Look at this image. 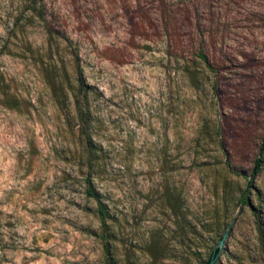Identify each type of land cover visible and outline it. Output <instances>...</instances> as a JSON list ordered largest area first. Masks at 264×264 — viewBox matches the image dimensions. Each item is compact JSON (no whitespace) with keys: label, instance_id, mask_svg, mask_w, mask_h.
<instances>
[{"label":"rangeland","instance_id":"rangeland-1","mask_svg":"<svg viewBox=\"0 0 264 264\" xmlns=\"http://www.w3.org/2000/svg\"><path fill=\"white\" fill-rule=\"evenodd\" d=\"M16 1L0 264H264V0H43L13 29Z\"/></svg>","mask_w":264,"mask_h":264},{"label":"trees","instance_id":"trees-1","mask_svg":"<svg viewBox=\"0 0 264 264\" xmlns=\"http://www.w3.org/2000/svg\"><path fill=\"white\" fill-rule=\"evenodd\" d=\"M15 7L19 11L18 16L15 19V22L13 24V29L20 27L23 25L24 21L26 20V17H30L32 20H38V21H44V15H45V4L43 0H17L15 2ZM199 59L202 61H206V57L203 55L202 51L198 53ZM207 64V62H206ZM80 74V73H79ZM81 76L79 77V85L82 87V83L80 80ZM78 105V104H77ZM78 107V106H77ZM264 154V134L261 140L260 145V154L255 160L254 168L250 174V178H254L258 173L260 172V168L262 166V155ZM86 195L99 204L98 212L100 214V223L102 226L105 225L106 216L104 213V210L101 206V202L99 200L98 194L91 188L89 179H86ZM251 188V180H248L246 190L240 195L239 203L243 206H249L250 202L248 200V191ZM254 216L256 219V225H257V232L260 237L264 236V231L262 230V222L257 213L254 211ZM261 249L264 251V241L261 242ZM108 252V250L106 249ZM216 251H218V248H216ZM211 259V254L208 257L207 261L204 264H208Z\"/></svg>","mask_w":264,"mask_h":264},{"label":"water","instance_id":"water-1","mask_svg":"<svg viewBox=\"0 0 264 264\" xmlns=\"http://www.w3.org/2000/svg\"><path fill=\"white\" fill-rule=\"evenodd\" d=\"M225 236H226V234L223 236L221 242L224 240ZM219 253H220V248H218V251L215 250V251L212 253L211 259H210V261H209L208 264H214V261H215V259L218 257Z\"/></svg>","mask_w":264,"mask_h":264}]
</instances>
